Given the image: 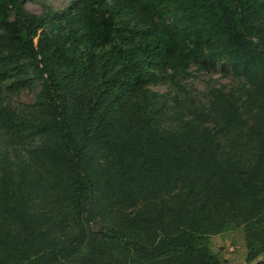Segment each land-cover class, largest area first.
Listing matches in <instances>:
<instances>
[{
    "label": "trees",
    "instance_id": "1",
    "mask_svg": "<svg viewBox=\"0 0 264 264\" xmlns=\"http://www.w3.org/2000/svg\"><path fill=\"white\" fill-rule=\"evenodd\" d=\"M37 1L0 0V264L264 253V0Z\"/></svg>",
    "mask_w": 264,
    "mask_h": 264
},
{
    "label": "rangeland",
    "instance_id": "2",
    "mask_svg": "<svg viewBox=\"0 0 264 264\" xmlns=\"http://www.w3.org/2000/svg\"><path fill=\"white\" fill-rule=\"evenodd\" d=\"M42 1L46 2L48 5H51L54 9H64L70 4V0H38L36 3H26V9L33 13L39 14L41 12ZM191 71L196 75L199 74L194 67H191ZM199 77V76H196ZM207 78H211L214 81H219L220 83H227L225 80H221L218 75L212 74L206 75ZM190 79L189 81H191ZM194 85L198 89H202L205 86L206 80H203L199 83L197 80H194ZM22 103H30L33 101V93L29 91H22L17 98ZM210 247L214 254L219 256L221 260L226 261L229 264H248L246 261L247 253L244 243V233L241 229L230 230L219 235L212 236L210 239Z\"/></svg>",
    "mask_w": 264,
    "mask_h": 264
},
{
    "label": "water",
    "instance_id": "3",
    "mask_svg": "<svg viewBox=\"0 0 264 264\" xmlns=\"http://www.w3.org/2000/svg\"><path fill=\"white\" fill-rule=\"evenodd\" d=\"M264 261V253H262L259 257L255 258L248 264H259Z\"/></svg>",
    "mask_w": 264,
    "mask_h": 264
}]
</instances>
